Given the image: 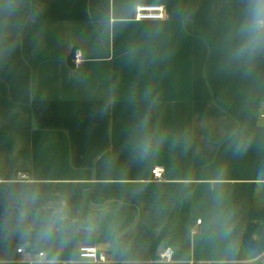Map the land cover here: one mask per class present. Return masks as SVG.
<instances>
[{
  "label": "crops",
  "instance_id": "crops-1",
  "mask_svg": "<svg viewBox=\"0 0 264 264\" xmlns=\"http://www.w3.org/2000/svg\"><path fill=\"white\" fill-rule=\"evenodd\" d=\"M141 5L165 18L134 20ZM236 13L237 0H0V197L30 186L102 214L57 244L0 233V264H264V57L229 59Z\"/></svg>",
  "mask_w": 264,
  "mask_h": 264
},
{
  "label": "clouds",
  "instance_id": "clouds-1",
  "mask_svg": "<svg viewBox=\"0 0 264 264\" xmlns=\"http://www.w3.org/2000/svg\"><path fill=\"white\" fill-rule=\"evenodd\" d=\"M15 7V5H13ZM5 45L0 55L7 56ZM228 57L238 64H251L264 57V0H237V13L230 29ZM146 121L142 126L146 127ZM152 147L146 132L138 136L134 148L140 154ZM243 145L237 146V151ZM102 223L100 210H85L64 194H52L24 186L6 191L0 197V233L20 234L42 244H57L91 233Z\"/></svg>",
  "mask_w": 264,
  "mask_h": 264
},
{
  "label": "built area",
  "instance_id": "built-area-1",
  "mask_svg": "<svg viewBox=\"0 0 264 264\" xmlns=\"http://www.w3.org/2000/svg\"><path fill=\"white\" fill-rule=\"evenodd\" d=\"M165 18V11L164 7L160 5L156 6H137L134 10V20L136 21H161ZM79 58V52H76L74 54V63H78ZM162 168L161 167H155L151 171L152 179L155 181H159L162 178ZM27 177L24 174H18V180L24 181ZM197 224H200V221H196ZM16 252L18 254H21L23 252V249L19 247ZM80 259H86L90 260L94 263L96 262H104L105 257L102 254H98L97 250L94 247H81L78 252ZM43 255L38 254V258H41ZM172 257V252L170 249H165L160 254V259L162 261H170Z\"/></svg>",
  "mask_w": 264,
  "mask_h": 264
}]
</instances>
